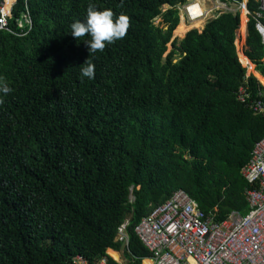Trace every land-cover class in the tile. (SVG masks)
<instances>
[{
	"label": "trees",
	"instance_id": "1",
	"mask_svg": "<svg viewBox=\"0 0 264 264\" xmlns=\"http://www.w3.org/2000/svg\"><path fill=\"white\" fill-rule=\"evenodd\" d=\"M185 1L26 0L30 30H0V75L13 89L0 104V264H72L78 254L121 264L107 249L123 250L115 237L125 220L126 264H152L134 227L179 189L219 219L248 212L240 169L264 118L235 91L247 84L264 95V86L238 55L239 13L176 33ZM90 3L125 16L127 27L89 55L90 37L74 38L70 24ZM257 5L248 0L249 12ZM242 51L264 78L251 16ZM88 56L92 80L80 78Z\"/></svg>",
	"mask_w": 264,
	"mask_h": 264
},
{
	"label": "built area",
	"instance_id": "2",
	"mask_svg": "<svg viewBox=\"0 0 264 264\" xmlns=\"http://www.w3.org/2000/svg\"><path fill=\"white\" fill-rule=\"evenodd\" d=\"M208 1L209 7H203L199 0H186L178 7L179 19L188 23L202 20V29L209 19L221 13L244 11L246 30L251 16L264 46V0H255L258 5L252 13L247 7L248 0ZM15 3L16 0H10L5 9L6 0H0V30L24 35L32 27L26 0L14 20L16 30L9 26ZM235 96L253 114L264 118L263 92L253 94L243 84ZM240 174L250 185L245 190L249 206L246 213L232 210L219 219L216 208L204 212L186 191L179 189L140 219L134 232L150 253L152 264H264V136L255 142ZM127 224L125 220L118 227L115 237L123 249L128 245ZM72 264L92 263L78 254L72 258ZM98 264L106 262L101 259Z\"/></svg>",
	"mask_w": 264,
	"mask_h": 264
},
{
	"label": "clouds",
	"instance_id": "3",
	"mask_svg": "<svg viewBox=\"0 0 264 264\" xmlns=\"http://www.w3.org/2000/svg\"><path fill=\"white\" fill-rule=\"evenodd\" d=\"M127 27V18L123 15L114 20L111 9L97 10L94 4H89L86 17L83 20H74L70 24V34L74 38H83L88 47L89 55L97 51L102 52L106 46L122 39ZM80 78L92 80L95 78V64L88 58L80 65ZM13 91L4 76L0 75V104L4 97Z\"/></svg>",
	"mask_w": 264,
	"mask_h": 264
},
{
	"label": "rangeland",
	"instance_id": "4",
	"mask_svg": "<svg viewBox=\"0 0 264 264\" xmlns=\"http://www.w3.org/2000/svg\"><path fill=\"white\" fill-rule=\"evenodd\" d=\"M168 7V5H164L163 7H162V9H166ZM180 12V11H179ZM241 15H242V13H240L239 14V17H241ZM243 16H244V25H245V28H244V32H245V29H246V16H245V13H244V11H243ZM181 20V19H180ZM160 21V19L159 18H157L156 20H155V23H158ZM180 22V21H179ZM240 22H241V18H240ZM186 23H188V22H186ZM203 25V24H202ZM192 28H195V27H192ZM197 28H199V27H197ZM201 28V27H200ZM199 28V29H200ZM191 29V28H190ZM175 30V29H174ZM240 32V33H239ZM244 32H243V30L240 28V23H239V27H238V30H237V36H236V48H237V50L239 51V55L241 56V58L243 59V51H242V49H243V44H244V42H245V40H244V38H243V34H244ZM176 34L174 33V31H173V37L172 38H174V37H177V38H182L183 36H178V35H176ZM242 35V36H241ZM172 48V45L169 43L168 44V49H167V52L170 50ZM242 52V53H241ZM240 58V59H241ZM242 59H241V63H242V65H243V67L246 69V75H249V74H253V71H254V66H253V64L252 63H250L251 64V69H249V64H247V62H245L244 60L242 61ZM255 73V72H254ZM260 83H261V81H260ZM262 85H263V83H262ZM264 86V85H263ZM129 200L130 201H132L133 200V196L132 195H130V197H129ZM119 255H120V258L118 257L117 258V261H118V259H119V262H121L122 264H126V259L122 256V254L119 252ZM115 259V258H114ZM142 264H144L143 263V261H142Z\"/></svg>",
	"mask_w": 264,
	"mask_h": 264
},
{
	"label": "bare ground",
	"instance_id": "5",
	"mask_svg": "<svg viewBox=\"0 0 264 264\" xmlns=\"http://www.w3.org/2000/svg\"><path fill=\"white\" fill-rule=\"evenodd\" d=\"M9 3H10V0H8V1H6V8L5 9H7V6L9 5ZM164 6V5H163ZM242 13V15H241V22H240V28L243 30V32H244V28H245V25H244V16H243V11L241 12ZM181 14H182V17H183V12H181ZM202 24H203V22H202V20H200V21H194V20H192V21H190L189 23H186L183 19H181L180 20V22L178 23V25L176 26V28H175V32L176 33H181V34H183L184 32H186L188 29H190V28H192V27H202ZM240 33V32H239ZM242 53V52H241ZM243 54V53H242ZM238 55H239V51H238ZM240 56V55H239ZM243 59L241 58V56H240V58L242 59V61L244 60L245 62H247V64H249L248 66H249V69H251V61L243 54ZM253 75L259 80V81H261V84L263 83V85H264V78H262L260 75H258L257 73H254V71H253ZM107 253L108 254H110L113 258H115V259H117L118 257H119V254L116 252V251H112L111 249H107Z\"/></svg>",
	"mask_w": 264,
	"mask_h": 264
},
{
	"label": "crops",
	"instance_id": "6",
	"mask_svg": "<svg viewBox=\"0 0 264 264\" xmlns=\"http://www.w3.org/2000/svg\"><path fill=\"white\" fill-rule=\"evenodd\" d=\"M199 1L201 2V4H202L203 7H209V5H210V3H209L208 0H199ZM179 21H180V19H179ZM188 30H189V29H188ZM188 30H187V31H188ZM187 31H186V32H187ZM186 32H185V33H186ZM185 33H184V34H185ZM246 34H247V30L245 29V32H244V34H243V38H244V40H245V38H246ZM183 36H184V35H183ZM241 36H242V35H241ZM122 249H123V247H122ZM124 249H125V248H124ZM124 249H123V250H124ZM111 250H112V249H111ZM123 250H122V251H123ZM112 251H114V250H112ZM122 251H116V252H117L118 254H119V252L122 254ZM109 255H110V254H109ZM110 256H111V255H110ZM111 257H112V256H111ZM112 258H113V257H112ZM119 258H120V255H119ZM113 259H114V258H113ZM146 259H150V258H146ZM114 260L117 261V259H114ZM150 260H151V259H150ZM142 261H143V260H142ZM117 262H118V263H121V262H119V259H118ZM121 264H122V263H121Z\"/></svg>",
	"mask_w": 264,
	"mask_h": 264
},
{
	"label": "water",
	"instance_id": "7",
	"mask_svg": "<svg viewBox=\"0 0 264 264\" xmlns=\"http://www.w3.org/2000/svg\"><path fill=\"white\" fill-rule=\"evenodd\" d=\"M176 36V35H175ZM236 43V42H235ZM237 52H238V50H237ZM250 75V74H249Z\"/></svg>",
	"mask_w": 264,
	"mask_h": 264
}]
</instances>
